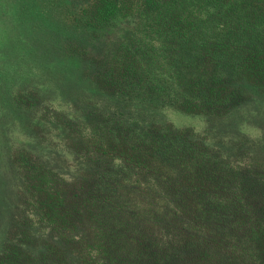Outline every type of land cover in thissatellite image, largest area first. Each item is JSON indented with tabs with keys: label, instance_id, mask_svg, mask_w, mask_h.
<instances>
[{
	"label": "trees",
	"instance_id": "trees-1",
	"mask_svg": "<svg viewBox=\"0 0 264 264\" xmlns=\"http://www.w3.org/2000/svg\"><path fill=\"white\" fill-rule=\"evenodd\" d=\"M13 1L0 264H264V0Z\"/></svg>",
	"mask_w": 264,
	"mask_h": 264
},
{
	"label": "rangeland",
	"instance_id": "rangeland-1",
	"mask_svg": "<svg viewBox=\"0 0 264 264\" xmlns=\"http://www.w3.org/2000/svg\"><path fill=\"white\" fill-rule=\"evenodd\" d=\"M14 2L0 0V137L9 134V131L17 135L25 130V123L8 118L2 109L7 94L5 90L10 86H26L25 82L30 84L33 74H47L46 56L38 53L31 34V24L21 22L14 13L15 9L12 10Z\"/></svg>",
	"mask_w": 264,
	"mask_h": 264
}]
</instances>
